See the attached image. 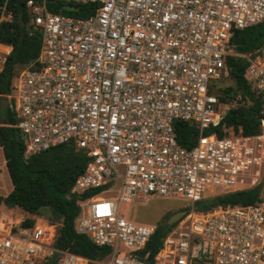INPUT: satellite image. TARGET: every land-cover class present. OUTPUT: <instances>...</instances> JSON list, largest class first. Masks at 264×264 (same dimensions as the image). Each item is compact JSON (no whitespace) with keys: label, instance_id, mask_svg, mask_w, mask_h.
Listing matches in <instances>:
<instances>
[{"label":"built area","instance_id":"2783aa9c","mask_svg":"<svg viewBox=\"0 0 264 264\" xmlns=\"http://www.w3.org/2000/svg\"><path fill=\"white\" fill-rule=\"evenodd\" d=\"M46 1L25 2L41 46L36 61L15 67L6 98L16 122L0 126L18 131L25 161L63 144L86 153L69 193L78 199L74 229L111 252L90 261L59 250L56 226L24 214L0 220V264H264L262 199L194 208L264 179V119L253 135L225 126L203 133L229 110L212 86L228 75L229 58L247 62L244 78L264 114V46L244 54L232 43L264 21V0H60L92 5L87 17L52 13ZM7 2L0 22L12 17ZM1 48L3 67L12 48ZM176 121L197 129L191 146L178 143ZM150 195L190 205L151 263L155 227L118 214Z\"/></svg>","mask_w":264,"mask_h":264},{"label":"trees","instance_id":"16d2710c","mask_svg":"<svg viewBox=\"0 0 264 264\" xmlns=\"http://www.w3.org/2000/svg\"><path fill=\"white\" fill-rule=\"evenodd\" d=\"M5 0H0L3 3ZM46 3V8L57 14L75 17H87L93 13L90 4H76L77 12H66L62 9L67 5L57 0ZM23 0V14L18 18L16 0H8L7 8L11 19L0 22V45L12 49L6 57L0 71V125H13L16 120L7 104V95L11 93V80L16 66L26 65L37 60L41 46V35L38 31L30 32V15ZM42 3V0H34ZM232 43L241 53L264 46V21L260 24L236 31ZM8 51V50H6ZM228 75L213 83L215 95L222 103L236 102L231 107L218 126L210 127L203 133L210 135L219 131L223 126L231 127L243 135H253L259 132L260 114L263 103L251 92L244 78L247 62L241 58H229L227 61ZM240 97L242 100H237ZM6 105L3 106V102ZM243 101V102H242ZM177 141L183 146L193 144L192 136L198 134L197 129L184 121L174 124ZM18 131L12 127L0 126V148L2 149L5 167L12 189L5 195H0V205L17 207L26 215L39 217L56 226L54 247L81 256L90 261H100L107 257L111 249L96 246L86 235L77 234L74 222L79 214L78 199L70 196V189L76 177L86 168L89 158L82 150L72 144H63L37 155L27 161L23 160L24 146L22 140L15 139ZM260 198V185L245 191L218 195L202 200L195 204L196 211H208L213 208L252 205ZM43 209L48 211L45 215ZM167 220V219H166ZM28 220L26 224H31ZM171 226L166 222L156 225L153 235L146 246L150 252L149 261H153L162 240ZM44 264H55L49 261Z\"/></svg>","mask_w":264,"mask_h":264},{"label":"rangeland","instance_id":"374dc122","mask_svg":"<svg viewBox=\"0 0 264 264\" xmlns=\"http://www.w3.org/2000/svg\"><path fill=\"white\" fill-rule=\"evenodd\" d=\"M260 48V47H259ZM257 49L244 52V54H250L255 52ZM4 50L0 47L1 51ZM9 50V49H7ZM253 57V56H252ZM18 66H16L17 68ZM0 66V70H1ZM234 102L227 103L229 109L235 105ZM6 103L3 102V106ZM10 105L12 103L10 102ZM5 182V187L2 186V182ZM0 195L4 196L9 193L12 189L11 182L8 177V173L5 167V161L2 154V149L0 148ZM115 194H111L114 196ZM260 197L264 201V181L260 183ZM190 209L189 202L182 198H165L156 195H150L143 202H134L130 204L122 203L118 206V214L120 217L124 218L126 221L132 222L134 224L145 225L150 227H156V225L163 223L169 216L178 212ZM45 215L48 214L46 209H43ZM24 212L17 207H7L0 205V220L1 219H11V218H21ZM46 221V220H45ZM48 222V221H47ZM49 223V222H48ZM55 226V225H54ZM124 251V249H121Z\"/></svg>","mask_w":264,"mask_h":264},{"label":"water","instance_id":"95a60500","mask_svg":"<svg viewBox=\"0 0 264 264\" xmlns=\"http://www.w3.org/2000/svg\"><path fill=\"white\" fill-rule=\"evenodd\" d=\"M23 0H16V4H17V7H18V11H19V13H18V18H19V20H21V18H22V14H23V9H24V6H23ZM46 2H49V0H47ZM52 2H56V1H52ZM62 9L64 10V11H66V12H76L78 9L75 7V6H69V5H64L63 7H62ZM35 66H37V64H35ZM4 103H6L5 101H4ZM227 114V112L225 113V115ZM224 115V116H225ZM195 138H196V136L195 135H193L192 136V140H195ZM15 139L16 140H19V135H16L15 136ZM263 181H264V179H263ZM184 215V211H178V212H176V213H174V214H172L171 216H169V218L167 219V221H166V224L168 225V226H171V225H173L175 222H177L182 216Z\"/></svg>","mask_w":264,"mask_h":264},{"label":"crops","instance_id":"0c3cea01","mask_svg":"<svg viewBox=\"0 0 264 264\" xmlns=\"http://www.w3.org/2000/svg\"><path fill=\"white\" fill-rule=\"evenodd\" d=\"M0 46H1V47H7V48H10L9 46H2V45H0ZM4 184H5V182L3 181V182H2V186H4V187H5V185H4ZM0 190H1V186H0ZM7 194H8V193H6L5 195H7ZM5 195H4V196H5ZM24 214H25V213H24Z\"/></svg>","mask_w":264,"mask_h":264},{"label":"flooded vegetation","instance_id":"af4514ba","mask_svg":"<svg viewBox=\"0 0 264 264\" xmlns=\"http://www.w3.org/2000/svg\"><path fill=\"white\" fill-rule=\"evenodd\" d=\"M168 219V218H167ZM167 220H165L164 222H166Z\"/></svg>","mask_w":264,"mask_h":264}]
</instances>
